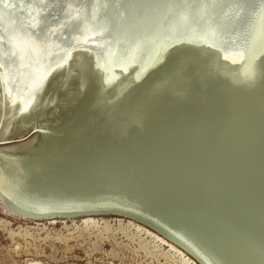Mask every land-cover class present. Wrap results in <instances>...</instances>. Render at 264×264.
<instances>
[{
  "label": "rangeland",
  "instance_id": "374dc122",
  "mask_svg": "<svg viewBox=\"0 0 264 264\" xmlns=\"http://www.w3.org/2000/svg\"><path fill=\"white\" fill-rule=\"evenodd\" d=\"M72 1H38L31 9L30 16L21 22L27 28L25 31L33 47L39 45L38 56L34 59L40 60L39 66L45 74V81L49 82L40 95L36 92L39 87L33 89L31 85L34 84L33 54L24 57L25 52H12L4 49L0 43V87L3 82L2 86L10 98L1 99L0 95V137H24L32 128L53 135L50 138L47 136L43 141L38 140L37 144L34 143L35 147L32 146L35 148L33 150L15 152V157L14 154L4 153L6 150L0 145V264H26L31 261L41 264H259L261 261L264 264V69H257L252 82L247 83L234 70L226 69L210 59V51L208 53L197 48L176 46L168 51L164 63V67H169V73L159 78L153 88L137 95L135 92L130 94L127 86L119 94V83L122 81L123 86L133 76V72L122 74L121 69L126 62L137 58L122 54L121 57L112 59V40L108 35L111 26L108 25L107 30L103 31L105 27L98 22L100 28H93L92 21L98 19V15L91 16L86 23L87 19H83L85 4H74ZM90 1L91 7L93 3L95 5V0ZM115 1L116 6L120 0ZM11 11L17 12L14 7H11ZM115 16L114 13L112 17ZM71 24L83 29L78 33L71 31L69 37L67 28ZM94 33L100 35L97 38L108 40L109 46L103 49L97 47L102 45L98 39L87 43L90 42L89 36ZM78 38L85 39L73 44ZM3 50L6 52L2 53ZM82 50L86 55L81 54ZM100 52L104 53L103 57ZM139 54L140 52L137 56ZM20 58L24 63L17 66ZM12 59L18 62L10 68L9 61ZM94 64L99 68L97 71L101 70V74L93 70ZM24 66L26 67L23 68ZM120 73L121 79L113 80ZM23 76L26 78L22 79ZM111 78L114 86L103 83ZM22 92L30 93L34 101L24 108L16 109L14 99H18ZM139 96L144 98L143 101ZM20 114L22 115L19 116ZM163 134L166 135L163 137ZM156 146L162 149L159 150ZM55 155L58 157L56 160ZM206 158L208 163L207 160H202ZM30 167L34 169L31 171ZM243 167L249 170H244ZM73 168L75 172L72 171ZM243 172L250 174L242 176ZM198 179L201 180L197 181ZM205 183L207 184L204 186ZM53 187H75L77 194H87L89 191L93 194L90 198H85V201H78L76 198L73 202L58 204L52 201H47L49 204L46 201L30 203L22 198L33 191L42 194L53 192L51 189L46 190ZM102 201L105 204L109 202L104 205ZM244 206L256 212L245 210ZM114 208L120 214L113 212ZM171 214L172 218L183 220L185 224L203 227L204 229L200 227L196 230L201 234L199 240L208 242L204 244L207 247L184 239L170 218ZM216 226L220 227L217 229ZM258 231L260 233L255 234ZM198 250L199 255L208 260L199 256Z\"/></svg>",
  "mask_w": 264,
  "mask_h": 264
},
{
  "label": "water",
  "instance_id": "95a60500",
  "mask_svg": "<svg viewBox=\"0 0 264 264\" xmlns=\"http://www.w3.org/2000/svg\"><path fill=\"white\" fill-rule=\"evenodd\" d=\"M248 1L250 0H123L124 6L122 9H120V12H118L119 15L112 17V19H107V21L110 23L108 25L111 26V28L108 30V35L112 40L111 58L114 59V57H121L122 54H127L128 57L133 56L137 58V53L141 51L144 52L143 58H145L147 53V55L150 56L146 66L142 68L141 73L137 77L133 78L135 76L134 73L130 79L131 83L128 85L130 94L135 92L138 95L150 90L153 84L159 80V78L169 73V67H164V63H166L168 51L176 46L210 51L211 57L214 61L226 69L234 70L239 78L240 76L244 77L243 73H246L251 69H255L254 73L257 69H264L263 5L259 7V4H257L258 10L257 8L256 10L258 11L257 13H259L257 23L259 26L255 33L252 31L251 37L248 38L246 44L238 42L237 40L234 42L232 47H230V33L237 32L235 31L236 25L230 26L231 23L229 24L224 22L221 17L222 10L226 6L237 7L240 10L239 12L246 11V7L249 8ZM72 2L74 4H80L82 2L85 4L84 6L85 10H87V13L91 12L90 0H73ZM229 8H226L225 12L228 13ZM104 14L105 16L108 15L107 12ZM244 16L245 14L241 12L240 16L238 17L244 18ZM226 20H229V18ZM101 23H104V21ZM101 26L103 27L105 25ZM176 28H180V30L182 28H188V33L190 35L179 38V36L173 34L174 29ZM82 29L83 28L81 27H74V25L71 24L70 27L67 28V36L70 37L71 31L78 33L81 32ZM145 33L146 35H144ZM201 33L204 36L199 35ZM244 33L248 34L247 29ZM244 33L242 34V37L245 35ZM191 36H199L204 39L198 42L184 40V38H190ZM168 37L171 38L172 41L168 43L167 46H163L164 43L169 40ZM176 38L179 39L175 40ZM245 38H247V36ZM245 38L244 40L246 42ZM235 47L238 49L243 48L244 52L241 62L236 64L225 60L224 56L222 55L223 52H227L228 48ZM247 62H250L248 65L249 67L246 66ZM129 67L124 73H128L130 71ZM96 69L99 68L95 65L93 70ZM100 71L97 72L100 73ZM253 76L254 74H252V77ZM119 77H121V73L120 76H115L113 80H117ZM47 81L42 83L36 90L38 95H40L47 87L49 83ZM21 115L22 114L19 116ZM47 135L49 134L47 133ZM31 137H36L42 140L47 136L42 134V132H37V130L32 129L26 136L2 140L0 141V145H3L2 147L4 150L14 149V147H16L15 143L19 142L22 144V142L24 143L29 141V138ZM244 209L256 212V210L249 207L244 206ZM112 211L120 214L119 210ZM86 213L93 214V212ZM257 213L262 214L263 212ZM255 218H258V216L255 215ZM200 227L201 226H198L197 224H195V226L186 224L185 230L187 233L182 232V237L190 241H193L192 238H196L194 239V242L199 238L201 239V234L196 230V228ZM219 227L220 226H216L217 229ZM259 233L260 232L258 231L255 234ZM206 243L208 242L202 240L199 242L197 241V245H200L201 247H207L204 245Z\"/></svg>",
  "mask_w": 264,
  "mask_h": 264
},
{
  "label": "bare ground",
  "instance_id": "6f19581e",
  "mask_svg": "<svg viewBox=\"0 0 264 264\" xmlns=\"http://www.w3.org/2000/svg\"><path fill=\"white\" fill-rule=\"evenodd\" d=\"M38 1H41V0H0V43L3 45L2 47L4 48V49H7V50H10V51H12V52H17V53H22V52H25L24 53V57H27V55L28 54H33V57L34 58H36L37 56H38V54L37 53H39V45H37V46H35V47H33V45H32V43L30 42V39H29V37L27 36V33H26V31H25V29H27V28H25L22 24H21V22L24 20V18H28L29 16H30V13H31V9L33 8V6L38 2ZM44 1V0H43ZM114 2H116L115 0H95V5H94V3H93V6L91 7V12L90 13H87V10H85V11H83V12H86L85 14H84V16H83V19L85 20V19H87L86 20V23L88 22V19H90L91 18V16H94V15H98V19H96L95 21H97V22H95V21H92V24H93V28H95V26L96 27H99V23L98 22H103L104 21V23H102L103 25H105V26H103V27H105L104 29H103V31L105 30H107V28H108V21H107V19H109L110 17H112L113 15H114V13L118 16L119 14H118V12H120V9H122L123 8V6H124V4H123V0H120V2L115 6V4H114ZM248 3H249V8L248 7H246L247 8V10L246 11H241L243 14H245V16H244V18L243 17H238V16H240V13L241 12H239L240 10H239V8H237V7H230V6H226L225 8H223V10H222V19H223V21L224 22H226V23H231V25L230 26H234V25H236L235 26V31H237V32H233V33H230V40H231V44H230V47H232V45L234 44V42L235 41H237L238 40V42H241V43H243V44H246L247 43V41H248V38L249 37H251V33H252V31H253V33H255V31L258 29V23H257V20H258V17H259V13H257L258 11V7H257V4H259V7L261 6V5H263L262 6V8H264V0H250V1H248ZM68 4V3H67ZM11 7H14L15 9H16V11L17 12H15V13H13L12 11H11ZM230 7V8H229ZM226 8H229L228 9V13L227 12H225V9ZM256 8H257V10H256ZM97 11H99V14H97ZM105 12H107V16H105ZM223 12H225V13H223ZM64 15V13H62L61 14V16H63ZM227 18H229V20H226ZM173 21V20H172ZM171 21V22H172ZM86 23H85V25H86ZM90 28V27H89ZM100 28V27H99ZM102 28V27H101ZM232 28V27H231ZM246 29H247V31H248V34L247 33H244V32H246ZM99 30H101L102 31V29H99ZM107 33V32H106ZM245 34L243 37H242V34ZM173 34H175L176 36H179V38H183L184 36H188V35H190L189 33H188V28H182L181 30H180V28L179 29H174V32H173ZM73 35V34H72ZM144 35H146V33L144 34ZM197 35V34H196ZM199 35H203L202 33L201 34H199ZM204 36V35H203ZM247 36V38H245ZM97 37H100V35L98 34V33H94V34H92V35H90L89 36V39H90V42H88L87 41V43H92V40H97L98 39V41L99 42H101L102 43V45L101 44H99L97 47H101L102 49L103 48H107V46H109V45H107L108 44V40H102V38L100 39V38H97ZM107 37V36H106ZM169 38V37H168ZM179 38H176L175 40H178ZM244 38L246 39V42H245V40H244ZM80 38H78V40L77 41H75L73 44H76V42H78V41H84V39L85 38H83V39H81V40H79ZM204 38H202V37H199V36H197V37H190V38H184V40H188V41H193V42H198V41H202ZM172 41V39L171 38H169V40L167 41V42H165L164 43V45L163 46H167L168 45V43H170ZM29 44H30V47H31V49H30V47H29ZM202 50V49H201ZM203 51V50H202ZM204 51H206V50H204ZM4 52H6V51H2V53H4ZM27 52V53H26ZM178 52V51H177ZM208 53H209V51H207ZM207 52H205V53H207ZM102 55H101V57H103V55H104V53H102V52H100ZM170 53V52H169ZM205 53H203L204 55H205ZM81 54L82 55H86V53H85V51H81ZM81 54H79L80 56H81ZM144 54V52L143 51H141L140 52V54L137 56V59L136 60H134V61H131V62H126L124 65H123V69H121V73L123 74L124 72H126L125 70L129 67V66H131V67H129V69H130V71L129 72H133L132 74L134 75V73H135V76L133 77V78H135V77H137L140 73H141V70H142V68L144 67V66H146V64H147V61L149 60V58H150V56L149 55H145V58H143V55ZM177 54V53H176ZM187 54V53H186ZM211 54V53H210ZM243 54H244V52H243V48H240V49H238V48H228V50H227V52H223V56H224V58H225V60H228L229 62H232V63H234V64H236V63H240L241 62V60H242V58H243ZM207 55V54H206ZM149 56V57H148ZM181 56V55H180ZM87 57V56H86ZM189 57V56H188ZM198 57V56H197ZM206 57V56H205ZM209 57V56H208ZM3 58H7L6 56H3ZM34 58H33V62H35V65L34 64H32V67H33V83L34 84H31L32 86H33V89H37L38 87H40V85L42 84V83H45L46 81H45V74H44V72H42V68L39 66V62H40V60H35L34 61ZM195 59V58H194ZM210 59H212V57L210 58ZM190 60V59H189ZM203 60H205V59H203ZM18 61H20L19 62V64L17 65V66H19V65H21L22 66V63H24V61H23V59L22 58H20V60H18ZM17 61V62H18ZM174 61H175V59H174ZM179 61V60H178ZM186 61H188V59H186ZM16 62V60L14 61V59H12L11 61H9V64H10V68L12 67V66H15L16 64L15 63H17ZM201 62H202V59H201ZM201 62H199V64H201ZM214 62V61H213ZM28 63H29V60H28ZM80 63V62H79ZM182 63V62H181ZM184 63V62H183ZM187 63H190V62H187ZM195 63V62H194ZM204 63V62H203ZM207 63H208V61H207ZM15 64V65H14ZM116 64L118 65L119 64V60L117 59L116 60ZM175 64V63H174ZM192 64V63H191ZM213 64V63H212ZM250 64V62H247V64H246V66L247 67H249L248 65ZM12 65V66H11ZM26 65V64H25ZM31 65V64H30ZM88 65V64H87ZM184 65V64H183ZM196 65H197V63H196ZM218 65V64H217ZM189 66V65H188ZM191 66V65H190ZM193 66V65H192ZM216 66V65H215ZM26 66H24L23 68H25ZM34 67H35V69H34ZM173 67V66H172ZM210 67V66H209ZM218 67H219V65H218ZM83 68V67H82ZM85 68V67H84ZM83 68V69H84ZM182 68V67H181ZM185 68H186V66H185ZM195 68V67H194ZM193 68V69H194ZM213 68V67H212ZM217 68V67H216ZM15 70H16V67L14 68ZM18 69V68H17ZM180 69V68H179ZM188 69H189V67H188ZM191 69V68H190ZM132 70V71H131ZM178 70V69H177ZM183 71H184V69H182ZM196 70H199V68L198 69H196ZM219 70H221V69H219ZM254 70L255 69H251V70H249L248 72H246V73H243V76L244 77H242V76H240V78H241V80H243V81H246L247 83H250V82H252V79H253V77H252V74H254ZM88 71H90V70H88ZM195 71V70H194ZM85 72V71H84ZM92 72V71H91ZM94 72V71H93ZM92 72V73H93ZM189 72H190V70H189ZM188 72V73H189ZM232 72V71H231ZM230 72V73H231ZM234 72V71H233ZM22 74H25V72H23ZM79 74V73H78ZM107 74V73H106ZM190 74V73H189ZM194 74V73H193ZM192 74V75H193ZM195 74H196V72H195ZM11 75V74H10ZM82 75V74H81ZM191 75V74H190ZM2 76V75H1ZM91 76V75H90ZM107 76H108V74L106 75V78H107ZM165 76V75H164ZM227 76V75H226ZM3 77V76H2ZM79 77H81V76H79ZM82 77H84L83 75H82ZM168 77V76H167ZM167 77H166V79H167ZM170 77H171V75H170ZM193 77V76H192ZM26 77L25 76H23L22 77V79H25ZM176 78H177V76H176ZM179 78V77H178ZM184 78V77H183ZM189 78H190V76H189ZM232 78V77H231ZM81 79V78H80ZM95 79H96V77H95ZM121 79V77H119V80ZM188 79V78H187ZM192 79V78H191ZM190 79V80H191ZM235 79V78H234ZM2 80H3V78H2ZM170 80V79H169ZM182 80V79H181ZM74 81H76V80H74ZM83 81V80H82ZM98 81V80H97ZM111 81H112V78L111 79H109V81H103V83L104 84H106L107 86H114V85H112L111 84ZM186 81V80H185ZM192 81V80H191ZM190 81V82H191ZM195 81V80H194ZM107 82V83H106ZM110 82V83H109ZM182 83H183V81H181ZM187 82V81H186ZM2 84H1V87H0V95H1V99H2V97L4 98V99H6V100H8V99H10L9 97H7V95H8V92L6 93L5 92V88L2 86L3 85V82H1ZM79 83V82H78ZM95 83V82H94ZM98 83V82H97ZM125 83V82H124ZM123 83V84H124ZM131 83V81L130 80H127V84L125 83V85H123V86H121V84H122V81H121V83H119V87H120V90H121V92L119 93V94H122V92H123V90H125V88L129 85ZM178 83V82H177ZM185 83V82H184ZM192 83V82H191ZM190 83V84H191ZM76 84V83H75ZM193 84V83H192ZM196 83H194V85H195ZM81 85V84H80ZM160 85V84H159ZM74 86V85H73ZM86 86V85H85ZM92 86V85H91ZM95 86V85H94ZM97 86V85H96ZM156 86V85H155ZM173 86V85H172ZM178 86V85H177ZM184 86V85H183ZM76 87V85L74 86V88ZM78 87H79V85H78ZM81 87V86H80ZM159 87V86H158ZM163 87V86H162ZM196 86H194V88H195ZM152 88H153V86H152ZM173 88V87H172ZM171 88V89H172ZM81 90H82V88H80ZM94 89V88H93ZM96 89V88H95ZM164 89V88H163ZM162 89V90H163ZM176 89H179V87L178 88H176ZM185 89H186V87H185ZM89 90V89H88ZM195 90H197V89H195ZM261 90V89H260ZM93 91V90H92ZM95 91V90H94ZM127 91V90H126ZM156 91H158V90H156ZM75 92V91H74ZM153 92V91H152ZM178 92V91H177ZM176 92V93H177ZM234 92V91H233ZM87 93V92H86ZM88 93H89V91H88ZM97 93H98V91H97ZM96 93V94H97ZM143 93H146V92H143ZM154 93V92H153ZM85 94V93H84ZM91 94V93H90ZM93 94V93H92ZM99 94V93H98ZM136 94V93H135ZM148 94V93H147ZM70 95V94H69ZM126 95V94H125ZM140 95V94H139ZM184 95V94H183ZM249 95H252V94H249ZM89 96V95H88ZM95 96H97V95H95ZM131 96V95H130ZM137 96V95H136ZM146 96V95H145ZM171 98H173V96H172V93H171ZM32 97V95L30 94V93H25V92H22L21 94H20V96L18 97V99H14V102H15V106H16V109H18V108H20V107H25L26 105H28V104H30V103H32L34 100L31 98ZM91 97H93V95L91 96ZM98 97V96H97ZM123 97H124V95H123ZM142 97H144V95H142ZM159 97V96H158ZM179 97V96H178ZM138 98H140V100H142L143 101V99H141V97L139 96ZM168 98H170V97H168ZM184 98V97H183ZM207 98H209V97H207ZM89 99H93V98H90L89 97ZM126 99V98H125ZM95 100V99H94ZM171 100V99H170ZM173 100V99H172ZM174 100H175V95H174ZM179 100V99H178ZM118 101V100H117ZM121 101V100H120ZM182 101H184V100H182ZM204 101L206 102V100L204 99ZM119 102V101H118ZM2 103H3V101H2ZM84 103H86L85 101H84ZM90 103H92V102H90ZM123 103V102H122ZM146 103V102H145ZM179 103V102H178ZM4 104V103H3ZM88 104H89V102H88ZM93 104V103H92ZM143 104V103H142ZM141 104V105H142ZM118 105H120V104H117V106ZM141 105H139L138 104V106H141ZM87 106H89V105H87ZM116 106V105H115ZM116 106V107H117ZM153 108V107H152ZM116 109H118V108H116ZM115 109V110H116ZM91 110V109H90ZM94 111V110H93ZM106 111H108V110H106ZM98 112V111H97ZM96 112V113H97ZM18 113V112H17ZM117 114V113H116ZM99 115V114H98ZM108 115V114H107ZM90 116V115H89ZM119 116V115H118ZM80 117V116H79ZM78 117V118H79ZM100 117V116H99ZM114 117V116H113ZM2 118V117H1ZM101 118V117H100ZM115 118H116V116H115ZM86 119V118H85ZM97 119V118H96ZM95 119V120H96ZM105 119V118H104ZM107 119V118H106ZM125 119H126V117H125ZM3 120V119H2ZM80 120V119H79ZM90 120V119H89ZM109 120H110V118H109ZM121 120V119H120ZM150 120V119H149ZM82 121H84L83 119H82ZM105 121V120H104ZM117 121V120H116ZM13 122V121H12ZM77 122H78V120H77ZM147 122V121H146ZM1 123H3V122H1ZM111 123V122H110ZM8 124V123H7ZM76 124V123H75ZM99 124V123H98ZM107 124V123H106ZM137 124V123H136ZM85 125V124H84ZM88 125V124H87ZM127 125V124H126ZM173 125H175V124H173ZM97 126V125H96ZM100 126V125H99ZM98 126V127H99ZM181 126H183V125H181ZM4 127H6V126H4ZM4 127H1L2 129L4 128ZM109 127H110V125H109ZM69 128V127H68ZM92 128V127H91ZM124 128V127H123ZM134 128V127H133ZM1 129V130H2ZM32 129H35V130H37V132H40V130H38L37 128H32ZM132 129V128H131ZM135 129V128H134ZM143 129V128H142ZM141 129V130H142ZM175 129V128H174ZM182 130V129H181ZM59 131V130H58ZM58 131H57V133H58ZM67 131V130H66ZM82 131V130H81ZM113 131V130H112ZM131 131H133V129L131 130ZM137 131V130H136ZM159 131V130H158ZM180 131V130H179ZM42 132V134H44L45 136H48L47 138H50L51 136H53V135H47V132H45V131H41ZM68 132V131H67ZM75 132V131H74ZM79 132V131H78ZM97 132V131H96ZM135 131H133L132 133H134ZM146 132V131H145ZM66 133V132H65ZM137 133V132H136ZM139 133H142V131L141 132H139ZM153 133V132H152ZM156 133V132H155ZM62 134H64V133H62ZM67 134V133H66ZM71 134V133H70ZM79 134V133H78ZM145 134V133H144ZM65 135V134H64ZM86 135H88V134H86ZM156 135H157V133H156ZM158 135H159V133H158ZM162 135V134H161ZM160 135V136H161ZM164 135H166V134H163V137H164ZM50 136V137H49ZM69 136V135H68ZM71 136V135H70ZM74 136V135H73ZM72 136V137H73ZM89 136V135H88ZM128 136V135H127ZM134 136V135H133ZM139 137H140V135H138ZM58 137H59V135H58ZM60 137H61V134H60ZM96 137H97V135H96ZM129 137V136H128ZM158 137V136H157ZM75 138V137H74ZM99 138V137H98ZM103 138V137H102ZM138 138V137H137ZM160 138H162V137H160ZM6 139H12L11 137H7V136H5V137H0V141H2V140H6ZM30 140L29 141H27V142H22V144H20V143H18V144H16L15 146L16 147H14V149H7L6 150V152H4V153H7V154H9V155H12V154H14L15 152H19V151H23V152H27V151H29V150H33L32 148H34L35 147V145H34V143L35 144H37L36 142H38V140H40V139H38V138H29ZM54 139H55V137H54ZM82 139V138H81ZM85 139H86V137H85ZM100 139V138H99ZM131 139V138H130ZM142 139V138H141ZM143 139H144V136H143ZM159 139V138H158ZM163 139V138H162ZM161 139V140H162ZM165 140H164V143H165V141H166V138H164ZM185 139V138H184ZM45 140V139H44ZM53 140V139H52ZM51 139H50V141H52ZM55 140H57V139H55ZM58 140H60V139H58ZM66 140V139H65ZM70 140V139H69ZM88 140H89V138H88ZM87 140V141H88ZM98 140V139H97ZM96 140V141H97ZM132 140V139H131ZM137 140V139H136ZM147 140V139H146ZM160 140V139H159ZM159 140H156V141H159ZM189 140V139H188ZM192 140V139H191ZM43 141V140H42ZM49 141V142H50ZM62 142H63V140H61ZM74 141V140H73ZM72 141V142H73ZM86 141V142H87ZM95 141V142H96ZM129 141V140H128ZM149 142H150V140H148ZM153 141V140H152ZM156 141L153 143V144H155L156 143ZM178 141V140H177ZM57 142V141H56ZM111 142V141H110ZM120 142V141H119ZM131 142V141H130ZM163 142V141H162ZM162 142L161 143H159L160 144V147H161V144H162ZM183 142V141H182ZM193 142V141H192ZM191 142V143H192ZM208 142V141H207ZM206 142V143H207ZM52 142H50V144H51ZM57 143H59V142H57ZM61 143V142H60ZM59 143V144H60ZM77 143H78V141H77ZM88 143V142H87ZM151 143V142H150ZM164 143H163V145H164ZM171 143V142H170ZM189 143V142H188ZM203 143V142H202ZM43 144V143H42ZM55 144V143H54ZM53 144V145H54ZM62 144V143H61ZM80 144V143H79ZM82 144H84V143H82ZM142 144V143H141ZM148 144V143H147ZM166 144V143H165ZM34 145V147H32ZM40 145H41V143H40ZM44 145V144H43ZM42 145V146H43ZM64 145V144H63ZM66 145V144H65ZM74 145V144H73ZM76 145H78V144H75V146ZM91 145V144H90ZM89 145V146H90ZM108 145V144H107ZM131 145V144H130ZM134 146H135V144H133ZM132 145V146H133ZM140 145V144H139ZM149 145V144H148ZM162 145V146H163ZM37 146V145H36ZM68 146V145H67ZM70 146V145H69ZM75 146H73V147H75ZM145 146V145H144ZM158 146V145H157ZM156 146V147H157ZM166 146V145H165ZM164 146V147H165ZM191 146V145H190ZM207 146H208V144H207ZM207 146H205V147H207ZM47 147V146H46ZM52 147V146H51ZM54 147V146H53ZM72 146H70V148H71ZM81 147H82V145H81ZM142 147V146H141ZM203 147V146H202ZM1 148V147H0ZM40 148H41V146H40ZM200 148V147H199ZM35 149V148H34ZM37 149V148H36ZM42 149V148H41ZM46 149H48V148H46ZM61 149V148H60ZM68 149V148H67ZM108 149H110V148H108ZM124 149V148H123ZM136 149V151H137V148H135ZM157 149H159V147H157ZM162 148H160L159 150H161ZM207 149V148H206ZM220 149V148H219ZM219 149H218V151H219ZM56 150H58L57 149V147H56ZM82 150V149H81ZM85 150V149H84ZM104 150V149H103ZM102 150V151H103ZM140 150V149H139ZM138 150V151H139ZM185 150V149H184ZM63 151V150H62ZM62 151L60 152L61 154H62ZM64 151H66V149L64 150ZM89 151V150H88ZM125 151V150H124ZM133 151V150H132ZM200 151V150H199ZM223 151V150H222ZM44 152V151H43ZM49 152H52V151H49ZM48 152V153H49ZM68 152V151H67ZM71 152V151H70ZM198 152V151H197ZM201 152H203V150L201 151ZM200 152V153H201ZM2 152H0V154H1ZM55 153H56V151H55ZM72 153V152H71ZM75 153V152H74ZM107 153V152H106ZM106 153H104V155L106 154ZM123 153V152H122ZM130 153H132V152H130ZM134 153H135V151H134ZM51 154V153H50ZM69 154V153H68ZM129 154V153H128ZM133 154V153H132ZM206 154V153H205ZM56 155H57V153H56ZM56 155H55V157H56ZM63 155V154H62ZM64 155H66V154H64ZM92 155V154H91ZM94 155V154H93ZM97 155V154H96ZM112 155V154H111ZM115 155V154H114ZM197 155H199L200 156V154H197ZM202 155V154H201ZM6 156V155H5ZM8 156V155H7ZM16 156V154H14V156L13 157H15ZM58 156V155H57ZM72 156V155H71ZM133 156H134V154H133ZM198 156V157H199ZM204 156V155H203ZM215 156V155H214ZM213 156V157H214ZM13 157H12V161H13ZM40 157V156H39ZM49 157H51V156H49ZM49 157H47V158H49ZM60 157V156H59ZM135 157V156H134ZM192 157H194L193 155H192ZM205 157H208V156H205ZM210 157V156H209ZM37 158V157H36ZM46 158V157H45ZM46 158V159H47ZM58 157H56L55 158V160L57 159ZM71 158V157H70ZM74 158V157H73ZM129 158V157H128ZM127 158V159H128ZM181 158V157H180ZM203 158V157H202ZM2 159H3V157H2ZM6 159V158H5ZM15 159V158H14ZM22 158H20V160H21ZM54 159V158H53ZM64 159V158H63ZM91 159V158H90ZM116 159V158H115ZM176 159V158H175ZM192 159V158H191ZM220 159V158H219ZM11 160V159H10ZM19 160V161H20ZM35 160V159H34ZM33 160V161H34ZM50 160V159H49ZM55 160H52V161H55ZM58 160H60V159H58ZM69 160V159H68ZM68 160H66V161H68ZM92 160V159H91ZM97 161H98V159H96ZM102 160V159H101ZM111 160V159H110ZM149 160V159H148ZM199 160V159H198ZM203 160V162H204V160H207L206 162L208 163V159L206 158V159H202ZM215 160V159H214ZM1 161V160H0ZM4 161V160H3ZM22 161V160H21ZM38 161V160H37ZM39 161H40V158H39ZM44 161V160H43ZM95 161V160H94ZM191 161V160H190ZM196 160H194V162H195ZM16 162V161H15ZM36 162V161H35ZM47 162V161H46ZM58 162H60V161H58ZM69 162V161H68ZM86 162V161H85ZM84 161H82V163H85ZM100 162V161H99ZM199 162V161H198ZM201 162V161H200ZM6 163H8V162H6ZM23 163H24V160H23ZM28 163V162H27ZM32 163V162H31ZM38 163V162H37ZM54 163V162H53ZM52 162H51V164H53ZM56 163V162H55ZM78 163H80V162H78ZM115 163H117V161H115ZM174 163V162H173ZM186 163V162H185ZM10 164V163H9ZM12 164V163H11ZM20 164V163H19ZM64 164H66V163H64ZM97 165L98 163H93V165ZM140 164V163H139ZM190 164V163H189ZM188 164V165H189ZM199 164V163H198ZM204 164V163H203ZM202 164V165H203ZM15 165V164H14ZM25 165V164H24ZM27 165V164H26ZM25 165V166H26ZM46 165V164H45ZM67 165H68V163H67ZM70 165V164H69ZM72 165V164H71ZM90 165V164H89ZM109 165V164H108ZM116 165V164H115ZM201 165V164H200ZM200 165H199V167H200ZM12 165H10V167H11ZM31 166V165H30ZM33 167H34V165H32ZM35 166H36V164H35ZM52 166V165H51ZM82 166V165H81ZM80 166V167H81ZM90 166H92V165H90ZM110 167L111 166H113L112 164L111 165H109ZM117 166L119 167V165L117 164ZM185 166H187V165H185ZM207 166V165H206ZM210 166V165H209ZM3 167H5V166H3ZM17 167H18V164H17ZM28 167H29V165H28ZM56 167V166H55ZM62 167V166H61ZM98 167V166H97ZM108 167V166H107ZM113 167H115V166H113ZM112 167V168H113ZM145 167V166H144ZM179 167V166H178ZM195 167H198V166H195ZM14 167H12V169H13ZM23 168V167H22ZM32 167H30V169H31ZM43 168H44V166H43ZM48 168V167H47ZM46 168V169H47ZM77 168V167H76ZM90 168V167H89ZM88 168V169H89ZM95 168V167H94ZM105 168V167H104ZM109 168V167H108ZM116 168V167H115ZM115 168H114V170H115ZM201 168V167H200ZM2 169V168H1ZM5 169V168H4ZM9 169V168H8ZM17 169V168H16ZM15 169V170H16ZM34 169V168H33ZM33 169H31V171L33 170ZM37 169V168H36ZM70 169V168H69ZM87 169V170H88ZM202 169H203V167H202ZM243 169H244V167H243ZM242 169V170H243ZM246 169V168H245ZM244 169V170H245ZM11 170V169H10ZM17 170H20V169H17ZM22 170V169H21ZM42 170V169H41ZM58 171H59V169H57ZM62 170V169H61ZM60 170V171H61ZM105 170V169H104ZM204 170V169H203ZM242 170H241V172H242ZM246 170H249V169H246ZM7 171V170H6ZM5 171V172H6ZM23 171V170H22ZM29 171V170H28ZM47 171V170H46ZM69 171V170H68ZM72 171H74V168H73V170ZM80 171H82V170H80ZM116 172H117V169L115 170ZM118 171H120V170H118ZM177 171V170H176ZM187 171H190L189 169L187 170ZM3 172V171H2ZM8 172V171H7ZM6 172V173H7ZM45 172V171H44ZM57 172V171H56ZM63 173H64V171H62ZM75 172V171H74ZM191 172V171H190ZM192 172H194V171H192ZM247 172V171H246ZM250 172V171H249ZM11 173H12V171H11ZM18 173H19V176H21L20 175V172L18 171ZM24 173H26V172H24ZM35 173V172H34ZM46 173V172H45ZM44 173V174H45ZM67 173V172H66ZM69 173H71L70 171H69ZM83 173V172H82ZM126 173V172H125ZM176 173V172H175ZM177 173H179V172H177ZM195 173V172H194ZM197 173H198V171H197ZM237 173V172H236ZM3 174V173H2ZM29 173H27V175H28ZM61 174V173H60ZM76 174V173H75ZM184 174V173H183ZM196 174V173H195ZM238 174V173H237ZM242 174V176H243V174H244V172L243 173H241ZM247 174H250V173H247ZM246 173L244 174V175H247ZM8 175V174H7ZM86 175V174H85ZM115 175V174H114ZM192 175V174H191ZM239 175H240V171H239ZM3 176V175H2ZM9 176V175H8ZM16 176H18V175H16ZM31 176V175H30ZM72 176H74V175H72ZM173 176V175H172ZM178 176V175H177ZM183 176V175H182ZM187 176V175H186ZM196 176H198V175H196ZM249 176V175H248ZM57 177H60V176H57ZM69 177V176H68ZM120 177H121V175H120ZM193 177V176H192ZM203 177V176H202ZM239 177H241V175L239 176ZM238 177V178H239ZM246 177V176H245ZM4 178V177H3ZM33 178V177H32ZM64 178H66V177H63L62 179H64ZM70 178V177H69ZM73 178V177H72ZM83 178V177H82ZM102 178V177H101ZM108 178V177H107ZM117 178H119V177H117ZM204 178V177H203ZM209 178V177H208ZM10 179H12V178H10ZM57 179V178H56ZM96 179V178H95ZM111 179V178H110ZM174 179V178H173ZM193 179V178H192ZM196 179V178H195ZM210 179V178H209ZM244 179V178H243ZM242 179V180H243ZM246 179H247V177H246ZM17 180V179H16ZM25 180H26V178H25ZM28 180V179H27ZM39 180H40V178H39ZM64 180H66V179H64ZM99 180V179H98ZM106 180V179H105ZM112 180V179H111ZM158 180H160V179H158ZM181 180V179H180ZM201 179H198L197 181H200ZM204 180H206V179H204ZM4 181V180H3ZM22 181H24V180H22ZM29 181V180H28ZM32 181V180H31ZM37 181V180H36ZM41 181V180H40ZM67 181V180H66ZM80 181V180H79ZM95 181V180H94ZM194 181V180H193ZM203 181V180H202ZM207 181H208V179H207ZM13 182V181H12ZM19 182V181H18ZM62 182V181H61ZM76 182H78V181H76ZM105 182H107V181H105ZM110 182H112V181H110ZM114 182V181H113ZM170 182V181H169ZM168 182V183H169ZM188 182H190V181H188ZM210 182V181H209ZM246 182H247V180H246ZM16 183V182H15ZM24 183V182H23ZM32 183V182H31ZM109 183V182H108ZM107 183V184H108ZM164 183V182H163ZM198 183V182H197ZM204 183V182H203ZM211 183H213V181H211ZM28 184V183H27ZM26 184V185H27ZM33 184V183H32ZM195 184V183H194ZM199 184V183H198ZM207 183H205L204 184V186L206 185ZM9 185V184H8ZM66 185V184H65ZM99 185V184H98ZM114 185V184H113ZM172 185V184H171ZM176 185V184H175ZM196 185V184H195ZM209 185V184H208ZM207 185V186H208ZM223 185V184H222ZM28 186V185H27ZM173 186V185H172ZM198 186V185H197ZM8 187V186H7ZM31 187V186H30ZM51 187V186H50ZM219 187V186H218ZM217 187V188H218ZM25 188V187H24ZM54 188V187H53ZM47 188L46 190L48 191V189L50 190H52L53 192H46V193H44V194H42V193H35L34 191L33 192H31L30 194H27L26 196H24V197H22L26 202L27 201H36L37 203L38 202H47V201H49V203H50V201H52V202H55V203H59V202H73L74 200H76V198H77V200L78 201H85V198H90L91 197V194H93L92 193V191H89L87 194H83V192L82 193H78L77 194V190L75 189V187H71V188H60V187H58V188ZM109 188V187H108ZM120 188V187H119ZM168 188V187H167ZM12 189V188H11ZM27 189V188H26ZM29 189V188H28ZM33 189H35V188H33ZM77 189H79V188H77ZM107 189V188H106ZM171 189V188H170ZM1 190V189H0ZM30 190V189H29ZM109 190H110V188H109ZM108 190V191H109ZM117 190V189H116ZM137 190V189H136ZM163 190V189H162ZM176 190V189H175ZM211 190V189H210ZM214 190V189H213ZM28 191V190H27ZM36 191H37V189H36ZM40 191V190H39ZM38 191V192H39ZM82 191V190H81ZM105 191V190H104ZM114 191V190H113ZM112 191V192H113ZM165 191V190H164ZM169 191V190H168ZM216 191V190H215ZM1 192V191H0ZM111 192V191H110ZM178 193H179V191H177ZM199 192H200V190H199ZM203 192H205V191H203ZM202 192V193H203ZM208 192V191H207ZM27 193V192H26ZM102 193V192H101ZM122 193V192H121ZM121 193H120V195H121ZM139 193V192H138ZM209 193V192H208ZM108 194V193H107ZM113 194V193H112ZM111 194V195H112ZM136 194H137V192H136ZM205 194V193H204ZM226 194V193H225ZM6 195H7V193H6ZM105 195H106V193H105ZM118 195V194H117ZM116 195V196H117ZM131 195V194H130ZM134 195V194H133ZM169 195H171V194H169ZM173 195V194H172ZM171 195V196H172ZM191 195V194H190ZM193 196L195 195V194H192ZM191 195V196H192ZM198 195H200V194H198ZM239 195V194H238ZM29 196V197H28ZM80 196V197H79ZM103 196H104V194H103ZM113 196V195H112ZM170 196V197H171ZM201 196V195H200ZM199 196V197H200ZM205 196V195H204ZM8 197V196H7ZM10 197V196H9ZM8 197V198H9ZM98 197V196H97ZM101 197H102V195H101ZM123 197V196H122ZM137 197V196H136ZM135 197V198H136ZM180 197V196H179ZM205 197H207V196H205ZM233 197V196H232ZM95 198V197H94ZM99 198V197H98ZM113 198V197H112ZM120 198H121V196H120ZM128 198H129V196H128ZM139 198V197H138ZM239 198V197H238ZM10 199V198H9ZM8 199V200H9ZM19 199H20V197H19ZM18 199V200H19ZM39 199V200H38ZM172 199H174V197L172 198ZM176 199V198H175ZM177 199H178V197H177ZM199 199V198H198ZM205 200H206V198H204ZM226 199H228V197L226 198ZM225 199V200H226ZM235 199H236V197H235ZM12 200H13V198H12ZM43 200V201H42ZM141 200V199H140ZM161 200V199H160ZM179 200V199H178ZM191 200V199H190ZM230 200V199H229ZM239 200V199H238ZM24 201V202H25ZM77 201V202H78ZM87 201V200H86ZM109 201H111V200H109ZM108 201V202H109ZM133 201V200H132ZM131 201V202H132ZM193 201V200H192ZM230 201H232V199L230 200ZM234 201H236V200H234ZM103 202V201H102ZM107 202V203H108ZM121 202V201H120ZM127 202V201H126ZM135 202V201H134ZM138 202V201H137ZM21 203V202H20ZM31 203V202H30ZM48 203V202H47ZM48 203V204H49ZM75 203V202H74ZM73 203V204H74ZM81 203V202H80ZM95 203V202H94ZM104 203V202H103ZM106 203V204H107ZM136 203V202H135ZM139 203V202H138ZM137 203V204H138ZM28 204V203H27ZM27 204H26V207H27ZM33 204V203H32ZM36 204V203H35ZM34 204V205H35ZM43 205L44 204H46V203H42ZM72 204V203H71ZM71 204H69V205H71ZM85 204V203H84ZM83 204V205H84ZM96 204V203H95ZM105 203H104V205H106ZM140 204V203H139ZM204 204H205V201H204ZM25 205V204H24ZM40 205V204H39ZM52 205H54V204H52ZM76 205V204H75ZM78 205V204H77ZM89 205V204H88ZM98 205H100V204H98ZM98 205H95L96 207H98ZM109 205H110V203H109ZM112 205H117V204H113L112 203ZM126 205V204H125ZM198 205V204H197ZM37 206V205H36ZM57 206V205H56ZM58 206H60V205H58ZM66 206V205H65ZM80 206H82V204H80ZM85 206H86V204H85ZM92 206V205H91ZM111 206V205H110ZM122 206V205H121ZM205 206H206V204H205ZM204 206V207H205ZM17 207H18V205H17ZM30 207V206H29ZM33 207V206H32ZM40 207V206H39ZM38 207V208H39ZM53 207H55V206H53ZM73 207V206H72ZM86 207H88V206H86ZM95 207V208H96ZM101 207H102V205H101ZM104 207V206H103ZM109 206H107V208H108ZM112 207H114V206H112ZM119 207V206H118ZM123 207H124V205H123ZM134 207V206H133ZM140 207V206H139ZM21 208V207H20ZM35 208V207H34ZM45 208V207H44ZM51 208H52V206H51ZM67 208H68V206H67ZM71 208V207H70ZM74 208V207H73ZM76 208V207H75ZM80 208V207H79ZM91 208V207H90ZM93 208H94V205H93ZM106 208V207H105ZM122 208V207H121ZM128 208V207H127ZM126 208V209H127ZM137 208H138V206H137ZM155 208V207H154ZM153 208V209H154ZM54 209V208H53ZM76 209H78V206H77V208ZM84 210H85V208H83ZM115 209V208H114ZM142 209V208H141ZM156 209V208H155ZM29 210V209H28ZM31 210V209H30ZM36 210V209H35ZM39 210V209H38ZM49 210V209H48ZM67 210V209H66ZM69 211H70V209H68ZM72 210V209H71ZM88 210V209H87ZM108 210V209H107ZM116 210V209H115ZM134 210H136V209H134ZM138 210V209H137ZM140 210V209H139ZM147 210V209H146ZM40 211V210H39ZM46 211H47V208H46ZM55 211H56V209H55ZM61 210L59 209V212H60ZM68 211V212H69ZM74 211V210H73ZM41 212V211H40ZM43 212V211H42ZM41 212V213H42ZM45 212V211H44ZM39 213V212H38ZM139 213H140V211H139ZM164 213V212H163ZM175 213H176V211H175ZM128 214V213H127ZM134 215V214H133ZM143 215V214H142ZM162 215V214H161ZM154 216V215H153ZM137 217H138V215H137ZM149 217V216H148ZM156 217V216H155ZM170 218H172V214H171V217ZM145 219V218H144ZM156 219V218H155ZM164 219V218H163ZM158 220V219H157ZM160 220H162V219H160ZM152 221V220H151ZM164 221V220H163ZM162 221V222H163ZM166 221H169V220H166ZM172 221H173V223L177 226V227H179L178 229H179V232H180V234L183 236V233H187L186 232V230H185V223H184V221L183 220H180V219H175L174 217L172 218ZM182 222V223H181ZM214 222V221H213ZM227 223V222H226ZM164 224V223H163ZM169 224V223H168ZM166 225V224H165ZM158 226V225H157ZM161 226V225H160ZM164 226V225H163ZM173 226V225H172ZM226 227H227V225H226ZM157 228V227H156ZM160 228V227H159ZM167 228V227H166ZM253 228H255V227H253ZM173 229V228H172ZM164 231V230H163ZM228 231V230H227ZM170 232H173V231H170ZM183 232V233H182ZM222 232V231H221ZM226 232V231H225ZM246 232H248V231H246ZM164 233L166 234V231H164ZM168 234V233H167ZM221 234V233H220ZM219 234V235H220ZM218 235V236H219ZM244 235H245V233H244ZM172 236V235H171ZM180 237V236H179ZM241 237H242V235H241ZM176 239V238H175ZM193 239V241H194V239H196V238H192ZM222 239V238H221ZM240 239V238H239ZM185 241V240H184ZM197 241L199 242L200 240L198 239V240H196L195 241V243L197 244ZM192 242V241H191ZM188 243V242H187ZM262 244V243H261ZM195 251H197V250H195ZM197 254V253H196ZM202 254V253H201ZM198 255H199V250H198ZM197 255V256H198ZM205 255V254H204ZM199 256H201V255H199ZM198 256V257H199ZM202 257V256H201ZM203 258V257H202ZM204 259V258H203ZM204 260H208V259H204ZM207 263V262H206ZM260 263L262 264V262L260 261ZM259 263V264H260ZM26 264H41V263H39V262H35V261H31V262H28V263H26ZM92 264H101V263H92ZM208 264H209V262H208ZM227 264V263H226Z\"/></svg>",
  "mask_w": 264,
  "mask_h": 264
}]
</instances>
